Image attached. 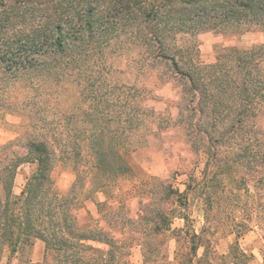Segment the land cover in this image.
<instances>
[{
  "label": "trees",
  "instance_id": "1",
  "mask_svg": "<svg viewBox=\"0 0 264 264\" xmlns=\"http://www.w3.org/2000/svg\"><path fill=\"white\" fill-rule=\"evenodd\" d=\"M207 30L222 34L255 30L263 39L246 47L222 46L210 67L183 71L168 52L172 50L170 41ZM120 32L134 40L133 45L143 46L152 60L169 63L181 79H187L202 115L203 109H210L216 123L230 119L212 141L206 134V169L200 178L190 174L183 191L158 178L140 179L141 192L150 200L140 201L136 216L129 217L123 213V198L112 192L110 184L120 177L136 176L138 165L128 160L127 152L115 146L105 149L101 134H90L88 158L92 162L87 167L74 166L75 180L68 192L61 193L51 174L55 147L49 138L28 140L25 152L14 155L11 167L21 163L36 167L18 195L4 181L8 187L4 188V201L0 200V243L15 255L35 240L41 241L42 259L28 264H130L134 248L140 252L141 264H215L217 258L227 256H232L230 263L244 264L240 260L244 254L238 248L226 255L215 249L218 214L214 210L219 200L212 192L198 191L205 182H214L216 170L224 175L235 172L245 182L264 166V140L252 124L264 111V0H0V39L4 41L0 68L13 75L45 72L60 81L73 66L74 52L81 61ZM199 121L191 123L196 133ZM197 137L200 135L195 134ZM72 144V152L59 153L79 158L78 144ZM86 178L93 191L108 198L97 201L100 218L95 223L91 218L80 224L75 188ZM195 193L203 217L199 230L187 211ZM157 196L166 200L155 202ZM175 218L183 221L181 226L172 227ZM99 221L105 226H97ZM234 221L233 214L226 215L223 227L237 226L238 234H243L246 222ZM169 240L174 242L171 257ZM261 254L264 264V250Z\"/></svg>",
  "mask_w": 264,
  "mask_h": 264
},
{
  "label": "rangeland",
  "instance_id": "2",
  "mask_svg": "<svg viewBox=\"0 0 264 264\" xmlns=\"http://www.w3.org/2000/svg\"><path fill=\"white\" fill-rule=\"evenodd\" d=\"M262 39V33L255 30L242 34L207 30L192 36H177L170 41L172 50L168 52L174 55L183 71H194L192 68L197 66L202 70L214 63L220 47H246ZM3 42L0 39V48H3ZM133 43L127 34L120 32L100 51L88 54L81 61L74 52L73 66L60 81L45 72H18L13 75L0 68L1 201H4L7 191L4 188L8 187L4 181L9 182L12 193L18 195L26 177L36 167L33 163H21L12 168L14 155L25 152L28 140H40L42 137L49 138L55 147L57 155L51 174L55 187L61 193L68 192L75 180L74 166L87 167L92 162L88 158L87 137L90 134H101L105 149L115 146L121 152H127L128 160L139 168L134 171L135 180L120 177L111 180L110 184L112 192L124 199L126 213H123L129 217L136 216L140 201L150 200L141 192L140 179L158 178L183 191L190 174L202 176L206 169V155L203 153L206 134L212 141L218 136V131L229 125L230 119L218 124L210 109H203L202 115L187 79H181L169 63L152 60L143 46ZM198 120L196 133L191 123ZM252 124L264 140V111ZM195 134L200 137L195 139ZM72 142L78 144L82 153L79 158L75 155L67 158L66 154L59 153L61 150L72 152L70 148L75 147ZM258 170L255 178L245 182H241L235 172L224 175V172L216 170L214 182H205L198 191L212 192V196L219 200L214 210L218 214L215 249L226 255L234 253L232 248H238L244 254L240 258L244 264H262L263 261L264 166ZM243 171L247 169L242 168ZM88 179L79 189L75 188L79 192L76 214L80 224L91 218L95 223L100 218L97 201L107 197L101 191H93ZM196 194L190 196L187 211L193 218L194 228L199 230L203 217ZM165 200L157 196L155 202L162 204ZM111 203L119 204L118 200ZM230 214H233L234 222H246L243 234H238L237 226L223 227L226 215ZM182 223L181 219L175 218L172 227ZM97 226L104 227L105 224L99 221ZM167 244L171 257L174 242L169 240ZM42 255L43 243L39 240L15 255L10 254L6 244L0 243V264L39 262ZM230 259L232 256L217 258L215 264H236L230 263ZM130 264H141L137 248L132 250Z\"/></svg>",
  "mask_w": 264,
  "mask_h": 264
}]
</instances>
